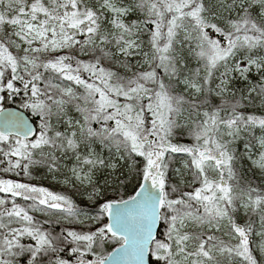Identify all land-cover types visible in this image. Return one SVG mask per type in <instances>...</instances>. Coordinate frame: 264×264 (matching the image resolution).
I'll list each match as a JSON object with an SVG mask.
<instances>
[{"label":"snow or ice","instance_id":"1","mask_svg":"<svg viewBox=\"0 0 264 264\" xmlns=\"http://www.w3.org/2000/svg\"><path fill=\"white\" fill-rule=\"evenodd\" d=\"M0 264H264V0H0Z\"/></svg>","mask_w":264,"mask_h":264}]
</instances>
